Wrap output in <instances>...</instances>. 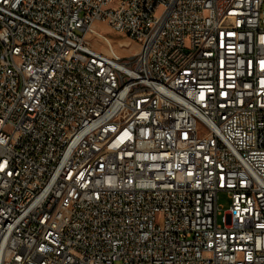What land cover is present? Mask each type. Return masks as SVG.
<instances>
[{
    "label": "built area",
    "instance_id": "1",
    "mask_svg": "<svg viewBox=\"0 0 264 264\" xmlns=\"http://www.w3.org/2000/svg\"><path fill=\"white\" fill-rule=\"evenodd\" d=\"M263 1L0 0V264H264Z\"/></svg>",
    "mask_w": 264,
    "mask_h": 264
},
{
    "label": "rangeland",
    "instance_id": "2",
    "mask_svg": "<svg viewBox=\"0 0 264 264\" xmlns=\"http://www.w3.org/2000/svg\"><path fill=\"white\" fill-rule=\"evenodd\" d=\"M262 19H264V1L262 5ZM93 28L101 33L104 34L107 38H109L113 44V47L115 51L118 53V55L121 56H127L130 52H133L136 50V45L133 44L126 36L119 35L117 33H114L109 28H107L102 23H95ZM89 40L92 42V44L95 47L101 48V51L107 53L105 47L103 45H100L96 38L89 37ZM122 46H127L129 48H122ZM218 204L222 207L223 211H227L230 207V200L228 199L227 195L225 193L220 194Z\"/></svg>",
    "mask_w": 264,
    "mask_h": 264
}]
</instances>
